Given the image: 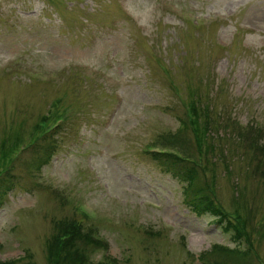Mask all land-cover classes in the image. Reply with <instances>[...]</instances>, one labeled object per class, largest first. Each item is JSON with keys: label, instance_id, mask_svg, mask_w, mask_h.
I'll list each match as a JSON object with an SVG mask.
<instances>
[{"label": "rangeland", "instance_id": "1", "mask_svg": "<svg viewBox=\"0 0 264 264\" xmlns=\"http://www.w3.org/2000/svg\"><path fill=\"white\" fill-rule=\"evenodd\" d=\"M140 2L0 0V261L54 264L74 220L107 242L92 264H264V0H147L151 31ZM159 152L202 166L240 239Z\"/></svg>", "mask_w": 264, "mask_h": 264}, {"label": "trees", "instance_id": "2", "mask_svg": "<svg viewBox=\"0 0 264 264\" xmlns=\"http://www.w3.org/2000/svg\"><path fill=\"white\" fill-rule=\"evenodd\" d=\"M191 109L193 108L190 106ZM56 119H61V116L56 117ZM47 117L42 118L38 121V126L44 127L45 125V131H50L53 128L47 126ZM57 121V120H56ZM58 125H55L54 127H57ZM249 129H253V127H250ZM254 130L260 132L259 135H257V139L255 140L254 137L251 139H254L255 142V151L263 155L264 154V132L263 130L259 128H254ZM175 139V137H174ZM171 138L167 142L174 143L176 139L174 140ZM261 141V142H259ZM51 152L50 150H48ZM48 152V154H50ZM46 154V158L48 157ZM161 155H167L169 158H172L170 164H176L177 168L176 171L182 176L186 178L188 181V200L190 201V205L198 212V213H206L210 212L212 215H214L216 218L217 223H225L224 227L226 230H229V227L232 228L236 234L235 238L240 239L242 236V231L236 226L235 223H233V220L231 219V216H235L227 212L226 210L222 209L220 205L218 204L215 196L213 195V191L210 190L209 185L206 182H201L199 180V175L197 174L196 167H202L199 163L196 161L194 162L193 167H186L178 165V162H181L183 158L181 156H177L173 153H166V152H159V156ZM185 160V159H184ZM184 162V161H183ZM2 180L0 179V205L3 200V195L5 192L10 188L8 185L2 184ZM236 218V217H235ZM63 227L58 231L57 235H53V244L49 245V253L53 258L54 264H92L90 262V259L88 258V254L86 251L88 249H107V242L103 239L96 238L93 234V230L91 228L84 229V226L74 220H65L63 222ZM66 223V224H65ZM248 241V239H246ZM216 248H220L221 250H217L216 253H223L225 256L230 255L234 253L233 248H228L223 245H214L213 251L215 252ZM213 252V253H214ZM235 260L238 261V257L242 258V261H240V264H243L248 259V253L237 251L235 252ZM28 254H24L23 256L11 260H5L0 261V264H31L28 260ZM23 260H26L25 262ZM101 264V263H96ZM213 264H227L225 260H214ZM238 264V263H237Z\"/></svg>", "mask_w": 264, "mask_h": 264}, {"label": "clouds", "instance_id": "3", "mask_svg": "<svg viewBox=\"0 0 264 264\" xmlns=\"http://www.w3.org/2000/svg\"><path fill=\"white\" fill-rule=\"evenodd\" d=\"M133 15V19H137L139 26L151 31L152 23L155 19V6L148 3L147 0H141L136 10L132 11V6L127 9Z\"/></svg>", "mask_w": 264, "mask_h": 264}]
</instances>
